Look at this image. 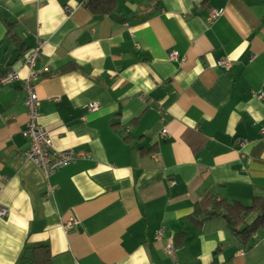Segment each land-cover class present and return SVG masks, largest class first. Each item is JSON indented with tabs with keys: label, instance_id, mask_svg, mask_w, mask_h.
I'll return each mask as SVG.
<instances>
[{
	"label": "crops",
	"instance_id": "obj_1",
	"mask_svg": "<svg viewBox=\"0 0 264 264\" xmlns=\"http://www.w3.org/2000/svg\"><path fill=\"white\" fill-rule=\"evenodd\" d=\"M101 1L0 0V264H264V229L207 220L264 199V0ZM40 43L39 121L78 154L49 178L22 134Z\"/></svg>",
	"mask_w": 264,
	"mask_h": 264
},
{
	"label": "built area",
	"instance_id": "obj_2",
	"mask_svg": "<svg viewBox=\"0 0 264 264\" xmlns=\"http://www.w3.org/2000/svg\"><path fill=\"white\" fill-rule=\"evenodd\" d=\"M218 16L217 12L212 14V19ZM42 50V44L40 43L38 47L30 51L26 58V66L28 68V75L23 80V88L25 92L24 103L26 105L29 120L27 122L26 128L23 130L22 134L25 138L30 141L29 151L24 153V157L32 161L37 165L44 173V175L49 178L55 172L66 166L67 164L74 161L78 154L73 150H67L64 152L55 151L53 148V142L50 136L49 130L40 123L42 100L39 98L36 90V82L39 79V72L35 69L37 61L40 59ZM178 52H172L169 54L170 60H177ZM223 66H228L226 60L221 62ZM20 76L16 71H9L0 75V86L9 85L19 80ZM263 97V94L260 95ZM91 112H95L101 108L99 103H91L88 106ZM163 137L168 135L166 129L162 131ZM244 146V143H241ZM8 210L0 208V216H6ZM69 227H73L70 224ZM164 234L163 230H160L158 237ZM174 251V244L169 242L166 246V252L172 254Z\"/></svg>",
	"mask_w": 264,
	"mask_h": 264
},
{
	"label": "trees",
	"instance_id": "obj_3",
	"mask_svg": "<svg viewBox=\"0 0 264 264\" xmlns=\"http://www.w3.org/2000/svg\"><path fill=\"white\" fill-rule=\"evenodd\" d=\"M114 0H102L97 5L102 12H107L114 7ZM95 5V6H97ZM253 216V221L248 224V219ZM223 217L228 228L246 245L254 234L264 229V199H258L252 205L244 206L239 202L229 203L222 199L213 201L207 214V220ZM50 251L48 245L33 247L32 258L22 264H50Z\"/></svg>",
	"mask_w": 264,
	"mask_h": 264
}]
</instances>
